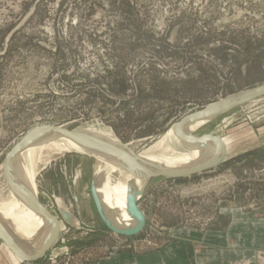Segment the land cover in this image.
<instances>
[{"label":"rangeland","instance_id":"rangeland-1","mask_svg":"<svg viewBox=\"0 0 264 264\" xmlns=\"http://www.w3.org/2000/svg\"><path fill=\"white\" fill-rule=\"evenodd\" d=\"M261 87L264 0H0V201L13 191L4 160L33 130L102 129L145 154L186 115ZM189 133L221 138L225 161L187 178L141 179L146 225L134 237L112 233L96 210L101 161L55 153L58 144L39 150L28 180L59 218V236L30 263L0 240V264H264V97ZM193 147L204 164L216 154ZM110 177L112 186L123 178ZM25 208L37 245L22 239L17 217L3 224L34 248L46 224Z\"/></svg>","mask_w":264,"mask_h":264},{"label":"bare ground","instance_id":"bare-ground-1","mask_svg":"<svg viewBox=\"0 0 264 264\" xmlns=\"http://www.w3.org/2000/svg\"><path fill=\"white\" fill-rule=\"evenodd\" d=\"M249 93L251 92L246 91L237 94L227 98L221 103L231 104ZM212 119H215V117L192 120L183 127L184 135L191 137L189 133L190 131L197 130L203 124ZM77 132L93 139L95 143L90 144L64 134L47 131L26 144L11 159L8 174L10 176L9 183L11 187H13V191L10 193L11 195L9 199H4L3 202L0 201V206L4 207V210H2L4 212L2 213V216L4 218L0 216V236L23 257L34 258L38 256L42 252L49 238L56 233V225L50 222L48 218L28 199V197H31L39 201L35 190L28 180L29 175L26 171V166L29 165L30 160H35V155L39 150L49 148V146L53 144H58L60 146L62 145V147L56 148V150H54L55 153H85L101 161L104 164V167L100 168V170L104 169L105 171L99 173L100 178L98 176L99 180L97 179L98 184H96V191L105 215L114 226L122 230L133 228L137 225V221L128 212L127 199L133 190L142 191V186L145 182L143 181L144 179L141 181L142 178L138 176H150L156 174H167L169 176L177 175L181 173H189L206 166L207 164H204L207 162L206 158L200 157L198 159H191V153L194 151L193 146H195L196 149H200L201 151H197L200 153L207 152V149H204L205 146H212L216 153L214 157L218 154V146L216 143L211 141H206L202 144L191 143L177 135L176 126L173 127L163 140L158 142L145 154L129 152V149L120 145L121 143H119L111 133L103 132L102 129L101 131L92 129ZM209 149L211 148L209 147ZM182 150H185V152ZM29 151H32V157H30ZM214 157H211L208 161L210 162ZM117 170L121 173L123 178L117 185L112 186L110 175ZM24 171H26L25 174L23 173ZM30 181L32 182V179H30ZM25 204L38 214L44 224H46H43L45 228L43 243L34 248H25L19 243L21 241L11 235L8 232L6 225L3 224L6 222V224L11 225L10 222L13 220V216L17 217L18 219H15V221L21 223L16 229L19 228V234L22 232L24 233L22 239H26L24 241L35 243V245H37L40 242V236H38L39 238L31 239L32 241L29 240V231L27 227L32 226L33 220L28 213L29 211L25 208ZM59 206H61L65 212H70L63 203ZM74 223L77 227L80 226L79 220H74ZM12 231L15 232V230ZM30 232L32 231L30 230ZM57 237L58 236H56L55 243ZM10 250L11 253L13 252L14 254L9 256L10 258L21 259L11 248L9 251ZM18 259L15 260L19 262Z\"/></svg>","mask_w":264,"mask_h":264},{"label":"water","instance_id":"water-1","mask_svg":"<svg viewBox=\"0 0 264 264\" xmlns=\"http://www.w3.org/2000/svg\"><path fill=\"white\" fill-rule=\"evenodd\" d=\"M251 93H249L248 95L243 96L242 98L236 100L235 102L231 103V104H223L221 102L216 103V104H212L209 105L199 111H196L194 113H191L189 115H186L184 118H182V120L176 125V133L179 137L188 140L191 143H205L206 141H211L217 144L218 146V154L217 156L206 166L199 168L195 171L189 172V173H181V174H177L175 176H169L167 174H156V175H150V176H138L142 179H147V180H151L154 178H160V177H164V178H187V177H191L194 175H198V174H202L206 171H209L215 167H218L219 165H221L224 161V154H225V145L223 143V140L221 138L215 137L212 134H207V135H203V136H193V137H187L184 135L183 133V127H185L189 122H191L194 119H199V118H206V117H219L222 116L236 108H239L243 105H246L250 102H253L257 99L263 98L264 97V87L258 88V89H254L250 91ZM47 131H54L60 134H64L67 136H70L74 139H78L80 141H84L90 144L95 143L93 139L88 138L85 135H82L76 131L73 130H69L63 127H42V128H38L36 130H33L31 132H29L19 143H17L15 145V147L7 154L4 163H3V172H4V176L6 181L8 180L7 177V170L9 168V164L11 162V159L20 151V149H22L26 144H28L30 141H32L33 139H35L36 137L40 136L41 134L47 132ZM129 152L134 153V151H132L130 148ZM142 191H137V190H133L129 196H128V212L129 214L137 221V225L133 228H128L126 230H122L117 228L116 226L113 225L112 222L109 221V219L107 218V216L105 215L103 208H102V204L101 201L99 199V196L97 194L96 191V184L93 185V187L91 188V195L96 207V210L99 214V216L101 217L102 221L104 222V224L106 225V227L114 234L118 235V236H124V237H134L139 235L145 225H146V217L145 214L141 211L139 205H138V201L140 199V197L142 196ZM29 201L35 205L47 218L50 222L54 223L56 225V233L53 234L48 242L46 243V245L44 246L42 252L34 257V258H27V257H23L21 256L16 250H14L9 244L8 242L0 236V240H3L4 243H6L14 252L15 254H17L21 260L23 262H37L41 259H43L47 252L54 246L55 244V239L56 236H59L58 231L60 228V220L57 216L53 215L48 208H46L45 206H43L37 199H33L31 197H28ZM77 201V199H76ZM61 216L62 218L65 220V222H67L70 226H75L74 220H76L71 214L65 212L64 210L61 211ZM58 238V237H57ZM57 241V240H56Z\"/></svg>","mask_w":264,"mask_h":264},{"label":"crops","instance_id":"crops-1","mask_svg":"<svg viewBox=\"0 0 264 264\" xmlns=\"http://www.w3.org/2000/svg\"><path fill=\"white\" fill-rule=\"evenodd\" d=\"M18 263V262H17ZM14 264H16V263H14Z\"/></svg>","mask_w":264,"mask_h":264}]
</instances>
